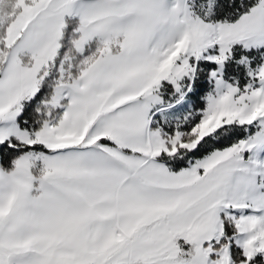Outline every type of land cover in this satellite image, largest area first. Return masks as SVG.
I'll return each instance as SVG.
<instances>
[{
    "label": "snow or ice",
    "instance_id": "6c2138e0",
    "mask_svg": "<svg viewBox=\"0 0 264 264\" xmlns=\"http://www.w3.org/2000/svg\"><path fill=\"white\" fill-rule=\"evenodd\" d=\"M0 264H264V0H0Z\"/></svg>",
    "mask_w": 264,
    "mask_h": 264
}]
</instances>
